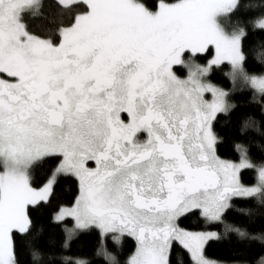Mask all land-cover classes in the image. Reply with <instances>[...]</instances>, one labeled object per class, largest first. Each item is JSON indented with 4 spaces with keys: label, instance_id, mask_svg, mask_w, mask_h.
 I'll use <instances>...</instances> for the list:
<instances>
[{
    "label": "snow or ice",
    "instance_id": "obj_1",
    "mask_svg": "<svg viewBox=\"0 0 264 264\" xmlns=\"http://www.w3.org/2000/svg\"><path fill=\"white\" fill-rule=\"evenodd\" d=\"M257 33L264 0H0V264H264Z\"/></svg>",
    "mask_w": 264,
    "mask_h": 264
},
{
    "label": "trees",
    "instance_id": "obj_2",
    "mask_svg": "<svg viewBox=\"0 0 264 264\" xmlns=\"http://www.w3.org/2000/svg\"><path fill=\"white\" fill-rule=\"evenodd\" d=\"M243 2H249V0H242ZM250 2H258V0H250ZM264 42V36L260 34H254L251 36L249 44L250 48L253 49L254 51H257L259 49L260 44ZM259 70L257 66V71ZM229 69L224 67L223 65L221 66L220 69H218L212 77L213 83L219 84L222 87L225 88H232L233 84L230 78L228 77ZM237 89L238 91L234 92L232 95L233 101L237 104V110H235L236 114L232 117L231 124L233 127L238 125V117L241 116L245 111L248 112H253L255 114V106L249 103L250 100V92L247 90L242 84H239ZM259 117L257 116V119ZM254 139L256 142H264V139L259 137L258 135L254 136ZM254 151L257 156H259V148L256 147V144H253ZM246 180H252L253 177L251 174L245 177ZM73 184L71 181L65 183L60 191V198L64 201H67L72 198L73 196ZM246 207H251V205L247 203H239L237 204V208H246ZM241 213L238 211L234 210V215L233 217H230L229 220L230 222L238 219L241 217ZM190 223H195V221H190ZM47 228V225H45ZM61 229H56V228H51L48 230V235L50 238L55 242V245L58 246L60 243L61 239ZM95 243V237L93 236H81L79 239L75 240L72 244V249L74 252L78 253H84V254H90L93 250V245ZM115 243V242H113ZM212 254L217 257H229L231 255H234V244H229L227 241L224 243L222 246H214L212 249Z\"/></svg>",
    "mask_w": 264,
    "mask_h": 264
},
{
    "label": "rangeland",
    "instance_id": "obj_3",
    "mask_svg": "<svg viewBox=\"0 0 264 264\" xmlns=\"http://www.w3.org/2000/svg\"><path fill=\"white\" fill-rule=\"evenodd\" d=\"M239 84H240V83H239V81H238V82H237V85H236L235 87L237 88Z\"/></svg>",
    "mask_w": 264,
    "mask_h": 264
}]
</instances>
